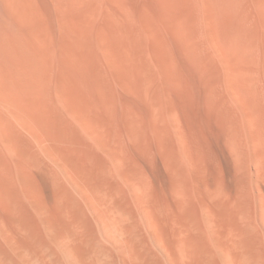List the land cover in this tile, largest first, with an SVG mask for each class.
Returning a JSON list of instances; mask_svg holds the SVG:
<instances>
[{
	"label": "bare ground",
	"instance_id": "1",
	"mask_svg": "<svg viewBox=\"0 0 264 264\" xmlns=\"http://www.w3.org/2000/svg\"><path fill=\"white\" fill-rule=\"evenodd\" d=\"M0 264H264V0H0Z\"/></svg>",
	"mask_w": 264,
	"mask_h": 264
}]
</instances>
